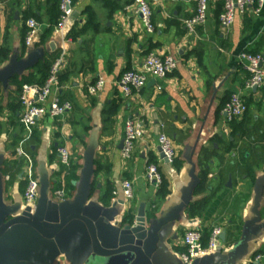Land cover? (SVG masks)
Instances as JSON below:
<instances>
[{
    "label": "crops",
    "instance_id": "crops-1",
    "mask_svg": "<svg viewBox=\"0 0 264 264\" xmlns=\"http://www.w3.org/2000/svg\"><path fill=\"white\" fill-rule=\"evenodd\" d=\"M133 1L73 0L64 32L50 29L42 39L57 15L56 0H0V49H8L0 68L10 59H37L18 70L15 75L21 77L33 71L45 54H58L62 59L59 98L72 104L71 111L59 117L45 114L28 130L20 122L18 86L10 80L0 84L3 201L22 204L28 165L34 177L47 176L53 197L52 184L64 183V168L56 152L64 145L70 152L75 177L65 198L79 194L90 154L88 193L102 207L117 201L113 209L118 216L133 217L141 202L154 218H160L161 211L171 215L181 203L183 191L192 185L194 177L198 179L188 204L164 227L162 244L166 250L159 244L158 257L173 261L179 257L184 249L183 235L189 228H198L207 236L218 226L221 233L225 232L219 245L228 250L242 238L248 223L254 233L248 234L232 264H264V141H259L264 132V95L260 89L244 88L248 74L237 58L242 51L261 53L264 58V8L259 12L249 8L238 14L226 29L218 19L223 0H208L206 22L188 34L183 19L193 15L194 2L149 0L154 31L146 33L133 10ZM26 14L43 24L28 46L22 39ZM150 53L174 57L176 68L164 78L148 79L138 93L124 97L117 86L119 76L126 69L138 68ZM99 76L105 85L90 94L87 86ZM235 92L248 107L245 116L236 121L253 128L244 139L231 136L230 122L220 109ZM134 117L141 121L143 135L134 143L131 157L124 160L120 148L124 122ZM161 131L174 142L172 164L160 157L157 134ZM243 140L257 142L250 146ZM149 161L156 164L165 182L166 195L162 198L157 197L158 186L145 176ZM124 179L132 183L133 196L128 200L120 190ZM114 190L118 195H113ZM196 201L204 204L195 214L190 213L189 207ZM151 204H155L152 211ZM256 252H261L257 260Z\"/></svg>",
    "mask_w": 264,
    "mask_h": 264
},
{
    "label": "water",
    "instance_id": "water-1",
    "mask_svg": "<svg viewBox=\"0 0 264 264\" xmlns=\"http://www.w3.org/2000/svg\"><path fill=\"white\" fill-rule=\"evenodd\" d=\"M36 60L10 59L0 68V84H7L20 68L29 67ZM158 150L167 162L161 149ZM91 176V155L88 154L79 194L62 201L50 196L47 176L40 177L34 209L23 204L7 205L2 198L0 177V264H183L180 257L174 261L158 257L157 249L160 244L166 250L162 244L164 227L188 204L198 184L197 178L183 191L181 203L171 215L161 211V217L154 218L141 202L134 216L126 219V215L118 216L114 211L117 201L110 207H102L90 197ZM226 185L230 186V178ZM250 233L254 232L245 223L242 238L230 249L224 250L218 245L213 253L198 256L190 264H232V257L243 248ZM224 235L225 232L220 234L222 242Z\"/></svg>",
    "mask_w": 264,
    "mask_h": 264
},
{
    "label": "built area",
    "instance_id": "built-area-1",
    "mask_svg": "<svg viewBox=\"0 0 264 264\" xmlns=\"http://www.w3.org/2000/svg\"><path fill=\"white\" fill-rule=\"evenodd\" d=\"M195 4V11L192 16L183 19V25L188 34L195 32L196 27L204 24L208 18V0H191ZM249 8L254 12H259L264 8V0H224L222 11L219 14V23L223 28L229 29L236 16L243 14ZM59 16L53 30L56 33H63L66 24L73 11L72 0L58 1ZM133 10L139 15L141 23L146 33L154 31V25L151 21L152 11L149 0H134ZM26 27L24 42L31 45L40 33L43 24L37 22L34 18H28L24 22ZM68 40V39H67ZM237 58L242 68L248 76L244 84L245 89H260L264 95V58L261 53H250L242 51L237 54ZM177 66V60L170 56L150 53L136 69L124 70L117 81V86L124 97L138 93L150 78H164L171 73ZM62 67V59L57 57L51 64L48 76L40 84H22L18 93V100L21 106L20 122L29 130L41 117L49 114L52 117H59L66 112L71 111L72 104L69 101H61L58 94L60 86L59 75ZM105 79L101 76L87 86L90 94H96L101 91L105 85ZM247 109L244 98L237 92L230 95L222 109V113L228 121L233 118H240ZM143 135L142 123L138 118H129L124 122V135L121 147V157L127 160L131 157L134 143ZM157 144L161 149L167 162L172 164L176 157V150L173 140L164 132L157 134ZM59 162L64 168H69L72 159L66 146L57 147ZM26 186L22 196V204L34 209L39 194V179L34 177L30 165L26 167ZM145 176L149 182L158 186L161 182V174L154 163L146 166ZM120 190L123 197L128 200L132 198V183L130 180L121 181ZM113 195H118L114 190ZM53 197L57 200L65 199L63 187L53 191ZM221 230L214 226L209 234L207 244L202 245V231L198 228H189L183 235L185 251L179 257L183 264H190L191 261L202 255L211 254L220 244ZM260 255H256L255 260Z\"/></svg>",
    "mask_w": 264,
    "mask_h": 264
},
{
    "label": "trees",
    "instance_id": "trees-1",
    "mask_svg": "<svg viewBox=\"0 0 264 264\" xmlns=\"http://www.w3.org/2000/svg\"><path fill=\"white\" fill-rule=\"evenodd\" d=\"M58 1L59 0H56L57 8H58ZM72 2H73V0H72ZM223 2H224V0L222 1V7H223ZM221 11H222V8L218 12V17H219V14L221 13ZM58 16H59V9H58L56 17L51 22L49 30H47L44 34H42V37H41L42 39H44L43 35L45 36V35L49 34L50 29L51 30L53 29V26L57 22ZM28 18H31V17H30L29 14H26L25 17H24V22ZM25 32H26V27H24V29H23V34H22L23 42H24ZM250 53H252V52H250ZM7 57H8V49L6 47H2L0 49V63L3 62ZM57 57H58V54H47V55L45 54L42 57V59H40L39 62H37V64L34 66V70L33 71H30L27 75H23L21 77H19L17 75L13 76L10 79V83L18 86V89H19L18 92L20 91V88H21L22 84H24V83H28V84H34L35 83V84H40L41 85L44 82V80L46 79V77L48 76V72H49V69H50V66H51L52 62ZM59 80H60V75H59ZM228 100H229V98L222 103V106L220 108L221 112H222V109H223L224 105L226 104V102ZM246 105H247V103H246ZM246 112H247V109H246L244 114H246ZM229 122H230V127H231V136L234 137V139L235 138L236 139H244V136L246 137V135L248 133L252 134V132H250V130H253V128L247 126L246 124L243 125L240 122H237L236 118H233ZM247 137H248V135H247ZM250 139H254V137L251 136ZM250 141H253V140H250ZM259 141H264V132H262V136L259 138ZM242 142L247 143V145L253 146L252 144L256 143L257 141L251 142L252 144L250 142H248L247 140H243ZM242 158H244L243 153H242ZM72 163H71L70 167L67 168V169L64 168V166H63V168H64L62 170V173H64V183H63V185L60 182H57V183L54 182L52 184L51 190H55V189L60 188V187L63 186L65 195L69 196V190L72 188V180L75 178L74 175H73V170H72L73 164ZM149 163H153V162L149 161L148 164ZM174 164H175V162H174ZM204 180L205 179L203 178L202 183L198 186V190L201 189ZM164 195H166L165 182H163V179L161 178V182L158 185V189H157V197L158 198H162V197H164ZM109 196L111 197L110 194H109ZM110 197L107 198L108 201H109ZM108 201L107 202L105 201L104 203L107 204ZM203 204H204L203 201L202 202L201 201L200 202L199 201L194 202V204L190 205V207H189L190 213H193V211H194V214H195V212H197L198 207L203 206ZM154 207H155V204H151L150 211L154 210ZM125 218L126 219H131L132 218L131 214H127L125 216ZM209 234L210 233H208L207 236L205 234L203 236V234H202V245L203 246H205L207 244V238H208ZM183 251H185V246H184ZM260 253L256 252L255 255H258Z\"/></svg>",
    "mask_w": 264,
    "mask_h": 264
}]
</instances>
